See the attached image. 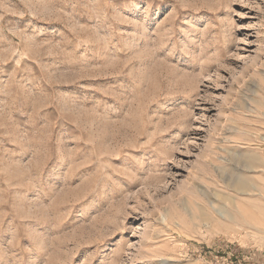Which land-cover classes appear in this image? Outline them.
I'll return each mask as SVG.
<instances>
[{
  "label": "rangeland",
  "instance_id": "1",
  "mask_svg": "<svg viewBox=\"0 0 264 264\" xmlns=\"http://www.w3.org/2000/svg\"><path fill=\"white\" fill-rule=\"evenodd\" d=\"M264 264V0H0V264Z\"/></svg>",
  "mask_w": 264,
  "mask_h": 264
},
{
  "label": "bare ground",
  "instance_id": "2",
  "mask_svg": "<svg viewBox=\"0 0 264 264\" xmlns=\"http://www.w3.org/2000/svg\"><path fill=\"white\" fill-rule=\"evenodd\" d=\"M139 264H140V262H139Z\"/></svg>",
  "mask_w": 264,
  "mask_h": 264
}]
</instances>
